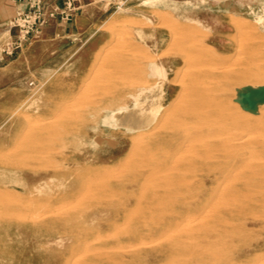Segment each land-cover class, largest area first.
<instances>
[{
  "label": "rangeland",
  "instance_id": "374dc122",
  "mask_svg": "<svg viewBox=\"0 0 264 264\" xmlns=\"http://www.w3.org/2000/svg\"><path fill=\"white\" fill-rule=\"evenodd\" d=\"M103 1L110 17L71 60L0 88V264H264L259 246L240 255L264 238V0L251 24ZM163 83L174 101L155 129L116 121ZM200 88L211 98L189 118Z\"/></svg>",
  "mask_w": 264,
  "mask_h": 264
},
{
  "label": "crops",
  "instance_id": "0c3cea01",
  "mask_svg": "<svg viewBox=\"0 0 264 264\" xmlns=\"http://www.w3.org/2000/svg\"><path fill=\"white\" fill-rule=\"evenodd\" d=\"M46 1L50 6L58 8L64 2ZM169 2L179 6L193 3L202 18H208L205 15L212 9L220 19L226 16L229 19L239 16L250 24L253 19L252 0H169ZM17 8L18 5L10 0H0V32L7 30L9 39L12 31L6 29V26ZM110 8L109 5L105 6L103 0H79L78 9L68 20L56 15L48 20L20 51L12 55L0 54V88L10 82H21L23 78L30 76L41 79L71 60L82 46L97 34L98 26L108 20Z\"/></svg>",
  "mask_w": 264,
  "mask_h": 264
},
{
  "label": "bare ground",
  "instance_id": "6f19581e",
  "mask_svg": "<svg viewBox=\"0 0 264 264\" xmlns=\"http://www.w3.org/2000/svg\"><path fill=\"white\" fill-rule=\"evenodd\" d=\"M114 39H115V37H114ZM111 45H112V43H111ZM104 46H105V44H104ZM84 51H85V49L79 55H81ZM102 59L104 61V58H102ZM98 65H99V63L96 66H98ZM163 71L167 72V70H163ZM203 76H204V74L202 76H197L196 77V80H197L198 83L200 81H202L201 78H204ZM90 81H91V79H90ZM196 87L197 86H189V88L192 89V90H195ZM139 91H140L139 92L140 94H142L143 92L146 93L145 95L147 97H143L144 95L141 96V99L139 98L140 99L139 101H135L132 104V108L131 109H129L126 112H124V108H123V110H121L120 112H118L116 114L117 116L115 118H116V121H118V119H119V120L122 121V123H125L128 120L129 124L132 125L131 128H129V129L132 130V131H141L140 135H143V134H148L149 132H151V130L155 129V127L159 124V121L161 120V118L157 119V115H155L153 113V111L159 109V113L160 114L164 113L165 111H167L169 109L170 106L173 105L172 101H174V99L171 101L170 104H168V99L170 98V96H169L170 88L167 87V83H163L161 89H160V86L158 87V92L160 91V94L154 95L153 93L155 92V88H154V90H152V88H149V87L141 88ZM161 91H162V93H161ZM137 92L138 91L134 90L133 92L129 93V96H131L133 98H136L137 95H139ZM257 93L259 94V96H264V90H259V91H257ZM79 94H77L76 96L78 97ZM116 96H117L118 99H121L122 97H124V94L122 92H118V94ZM251 96L252 95L249 96L250 100H251ZM75 97H74V99L76 100ZM102 97H103V95H102ZM109 98H111V97H108V99ZM210 98H211V96L207 92H204L203 88H200L199 90H197L193 95L192 94L188 95V97L185 98V101H184V110H186L187 116L189 118H192V117H195V116L198 117V118L202 117L203 114L201 112L197 111V109L200 106H202V107L206 106V104L209 102ZM127 116L128 117L131 116V117L128 119ZM197 129L198 130H205L203 127H198ZM263 133L264 132H262V134ZM135 152H137V150H134V151H132L130 153V157H128L129 160L132 159V157L134 156ZM123 155L120 154L119 157H121ZM121 221L122 220H119V221H116L114 223L121 222ZM114 223H112V224H114ZM112 224H110V226ZM260 227H262V226H260ZM263 231H264V229H263ZM137 243H138V240H137ZM133 244H136V242L135 243L133 242ZM258 246L261 247V251L260 252H263L264 251V238L261 239V241H259L258 243H256V242L255 243H251L248 246L245 245L242 248H240V255L242 257L245 256L244 260L245 259H249L251 256L258 254V251L254 252V248H256ZM261 259H263V258H261ZM161 262H163V260ZM257 263H258V261H257Z\"/></svg>",
  "mask_w": 264,
  "mask_h": 264
},
{
  "label": "built area",
  "instance_id": "2783aa9c",
  "mask_svg": "<svg viewBox=\"0 0 264 264\" xmlns=\"http://www.w3.org/2000/svg\"><path fill=\"white\" fill-rule=\"evenodd\" d=\"M18 5L15 15L9 21L8 30H12L11 42L0 49V54L12 55L20 51L28 40L39 32L51 18L58 15L68 20L76 9L79 0H64L61 7H53L46 0H10Z\"/></svg>",
  "mask_w": 264,
  "mask_h": 264
}]
</instances>
